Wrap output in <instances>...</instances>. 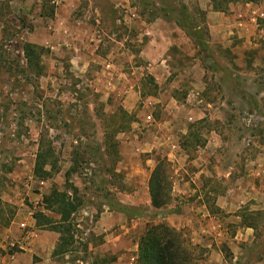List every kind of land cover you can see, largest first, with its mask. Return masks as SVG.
I'll return each mask as SVG.
<instances>
[{
	"label": "rangeland",
	"instance_id": "1",
	"mask_svg": "<svg viewBox=\"0 0 264 264\" xmlns=\"http://www.w3.org/2000/svg\"><path fill=\"white\" fill-rule=\"evenodd\" d=\"M155 225L264 264V0H0V264H139Z\"/></svg>",
	"mask_w": 264,
	"mask_h": 264
},
{
	"label": "trees",
	"instance_id": "2",
	"mask_svg": "<svg viewBox=\"0 0 264 264\" xmlns=\"http://www.w3.org/2000/svg\"><path fill=\"white\" fill-rule=\"evenodd\" d=\"M32 45H27L25 48V55L27 61L31 64L37 59V53L33 50ZM72 169V168H71ZM74 169V168H73ZM70 169L65 172L66 181H68ZM158 174V170L155 168L152 171V177L155 178ZM161 189V186L153 182L151 179L149 183V191L151 196V202L154 205H158L159 201L155 192ZM49 203H59L65 205L66 211L59 212L61 217L66 220L69 213L76 209V207L69 201H65V197L61 196L59 200L54 197L47 199ZM64 201V203H63ZM63 239V237L61 238ZM61 249L55 248L54 252H58ZM138 262L139 264H188L189 257H187L182 251L179 245L176 243L172 237V232L170 228L165 225H155L140 237L138 243Z\"/></svg>",
	"mask_w": 264,
	"mask_h": 264
},
{
	"label": "crops",
	"instance_id": "3",
	"mask_svg": "<svg viewBox=\"0 0 264 264\" xmlns=\"http://www.w3.org/2000/svg\"><path fill=\"white\" fill-rule=\"evenodd\" d=\"M244 4H245L244 6L248 7V5L251 4V3L245 2ZM261 7H262V6H261ZM244 9H245L244 14H245L246 16L249 14L250 18H251V17H252V19L255 18V17H253V15H254V13H256L255 10H256L257 8H255V9H253V10L250 8V10H251L250 12L248 11L247 8H244ZM243 20H244V19H243ZM243 20H242V23H243V22H248V21H246V19H245V21H243ZM256 174L258 175V174H260V173H259V172H256Z\"/></svg>",
	"mask_w": 264,
	"mask_h": 264
},
{
	"label": "built area",
	"instance_id": "4",
	"mask_svg": "<svg viewBox=\"0 0 264 264\" xmlns=\"http://www.w3.org/2000/svg\"><path fill=\"white\" fill-rule=\"evenodd\" d=\"M25 223L24 222H21V226L24 227Z\"/></svg>",
	"mask_w": 264,
	"mask_h": 264
}]
</instances>
